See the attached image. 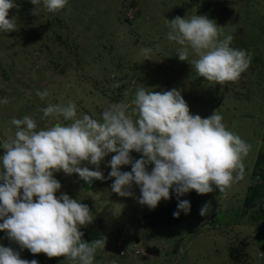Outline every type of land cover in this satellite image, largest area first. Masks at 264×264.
<instances>
[{
    "label": "rangeland",
    "instance_id": "obj_1",
    "mask_svg": "<svg viewBox=\"0 0 264 264\" xmlns=\"http://www.w3.org/2000/svg\"><path fill=\"white\" fill-rule=\"evenodd\" d=\"M263 223L264 0H0V264H264Z\"/></svg>",
    "mask_w": 264,
    "mask_h": 264
},
{
    "label": "crops",
    "instance_id": "obj_2",
    "mask_svg": "<svg viewBox=\"0 0 264 264\" xmlns=\"http://www.w3.org/2000/svg\"><path fill=\"white\" fill-rule=\"evenodd\" d=\"M138 167H140V166H138ZM125 184V183H124ZM132 184L136 187V189H137V187H138V183H137V180H133V181H131L130 182V184H127V188H129V189H131V186H132ZM135 195H136V193H134ZM141 217V216H140ZM139 217V218H140ZM138 218V219H139ZM135 220L134 221V225H136L138 228H139V231H137L136 232V234L135 235H130L128 232V240L130 239V238H134L135 239V242H134V245L132 246V249H133V252L134 253H140L141 251H143L144 252V254H146V252H145V250H142V249H144V248H142L141 246H140V240L141 241H143L142 240V238H140V232H142V231H144L142 228H143V225H144V223L141 221H139V220ZM144 220V219H143ZM119 221V220H118ZM115 223H117V221L115 222ZM126 224L128 225V226H130L131 224L130 223H128V222H126ZM114 228H115V226H114ZM127 230V229H126ZM153 254H158V253H155L154 251L152 252ZM153 254H152V256H153Z\"/></svg>",
    "mask_w": 264,
    "mask_h": 264
},
{
    "label": "trees",
    "instance_id": "obj_3",
    "mask_svg": "<svg viewBox=\"0 0 264 264\" xmlns=\"http://www.w3.org/2000/svg\"><path fill=\"white\" fill-rule=\"evenodd\" d=\"M125 136L127 137V135H125ZM127 138L130 139L129 137H127ZM161 144H162V143H161ZM166 155H167V154H166ZM167 156H168V155H167ZM245 203H246V202H245ZM262 225H264V223H263ZM1 237H2V240H3L4 242H5V239L8 240V237H7L4 233H2ZM1 237H0V238H1ZM260 250H261V252L263 253V251H264V247L261 246V247H260ZM71 251H73V250H71ZM251 255H252V254H251ZM251 257H254V258H255V259H254V264H256V263H255V260L258 259V258H260V257H262V255L259 256V255L253 254V256H251ZM252 259H253V258H252Z\"/></svg>",
    "mask_w": 264,
    "mask_h": 264
}]
</instances>
